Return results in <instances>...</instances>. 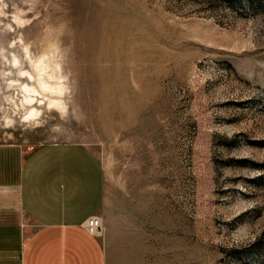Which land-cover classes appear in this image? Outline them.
I'll list each match as a JSON object with an SVG mask.
<instances>
[{"label": "rangeland", "instance_id": "374dc122", "mask_svg": "<svg viewBox=\"0 0 264 264\" xmlns=\"http://www.w3.org/2000/svg\"><path fill=\"white\" fill-rule=\"evenodd\" d=\"M51 143L104 264H264V0H0V146Z\"/></svg>", "mask_w": 264, "mask_h": 264}, {"label": "crops", "instance_id": "0c3cea01", "mask_svg": "<svg viewBox=\"0 0 264 264\" xmlns=\"http://www.w3.org/2000/svg\"><path fill=\"white\" fill-rule=\"evenodd\" d=\"M104 197V170L80 144L0 146V264H104L84 229Z\"/></svg>", "mask_w": 264, "mask_h": 264}, {"label": "built area", "instance_id": "2783aa9c", "mask_svg": "<svg viewBox=\"0 0 264 264\" xmlns=\"http://www.w3.org/2000/svg\"><path fill=\"white\" fill-rule=\"evenodd\" d=\"M84 229L89 235L99 237L103 230L101 219L95 216L90 217L85 221Z\"/></svg>", "mask_w": 264, "mask_h": 264}]
</instances>
